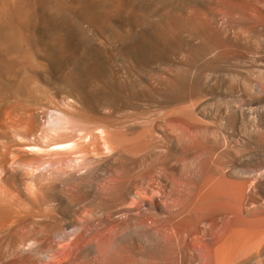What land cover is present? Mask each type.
<instances>
[{
	"label": "bare ground",
	"instance_id": "bare-ground-1",
	"mask_svg": "<svg viewBox=\"0 0 264 264\" xmlns=\"http://www.w3.org/2000/svg\"><path fill=\"white\" fill-rule=\"evenodd\" d=\"M0 264H264V0H0Z\"/></svg>",
	"mask_w": 264,
	"mask_h": 264
}]
</instances>
